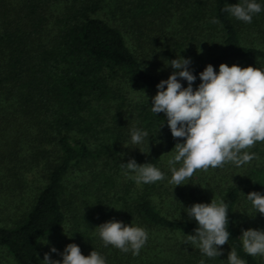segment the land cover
Segmentation results:
<instances>
[{"label":"trees","instance_id":"16d2710c","mask_svg":"<svg viewBox=\"0 0 264 264\" xmlns=\"http://www.w3.org/2000/svg\"><path fill=\"white\" fill-rule=\"evenodd\" d=\"M241 2L0 0V194L27 188L23 169L37 167L44 179L21 210L14 201L0 208V264H42V242L62 228L61 248L95 250L106 264H228L231 249L245 264H264L240 239L257 229L245 195L264 194L256 163L264 147L240 173L215 169L205 179L195 172L175 187L164 159L183 141L172 137L164 113L151 112L156 85L171 74L151 68L165 70L177 57L191 58L194 89L209 64L217 73L221 63L264 70V0H255L262 11L251 23L223 11ZM132 127L148 137L126 148ZM24 138L31 151L17 159ZM132 158L165 178L137 184L122 167ZM212 199L229 212L230 237L216 258L186 243L198 224L184 208ZM112 220L147 231L139 255L103 245L96 227Z\"/></svg>","mask_w":264,"mask_h":264},{"label":"clouds","instance_id":"9594fccd","mask_svg":"<svg viewBox=\"0 0 264 264\" xmlns=\"http://www.w3.org/2000/svg\"><path fill=\"white\" fill-rule=\"evenodd\" d=\"M223 11L239 21L251 23L262 7L255 0H242L227 5ZM191 63V58L182 56L168 61L166 67L173 71L156 85L157 93L151 98V112L164 113L172 137L183 141L175 144V155L168 160L172 173L169 183L175 187L185 185L198 170L206 172L228 163L236 167L248 164L256 158L249 149L258 142L264 143V70L221 63L217 73L209 64L199 73L201 83L194 89L197 77L190 70ZM178 78L187 81L188 86L183 87ZM130 136L133 147H125L137 148L134 146L143 144L148 132L132 127ZM122 167L126 169L125 175L135 174L137 184L155 183L165 178L155 166L138 164L134 158ZM245 197L256 213L264 215V194L253 191ZM184 211L189 220L194 219L198 224L195 234L186 235V243L195 245L208 258L223 255L221 246L228 243L230 237L228 205L212 199L211 203H194ZM96 229L105 247L112 246L124 253L131 251L133 255H139L148 240L144 228L121 221H108ZM240 239L248 255L264 256V230H242ZM51 253L62 256V260L52 259ZM227 262L245 264L235 249L228 253ZM42 264H106V260L95 250L85 256L77 244L70 243L62 253L55 247L50 248Z\"/></svg>","mask_w":264,"mask_h":264},{"label":"rangeland","instance_id":"374dc122","mask_svg":"<svg viewBox=\"0 0 264 264\" xmlns=\"http://www.w3.org/2000/svg\"><path fill=\"white\" fill-rule=\"evenodd\" d=\"M151 69L155 73H158L160 75H164L169 71H171L170 73H172V71H173L171 67H165V70H157V68H151ZM168 69H170V70H168ZM19 143H20V151H19L20 156L17 157V159H19L25 155H26V157H28V154L31 151V148L29 145V140L24 138L22 140V142L19 141ZM259 147L263 148L264 143H262V142L256 143V145L252 149H249V151L252 152L255 148H259ZM260 157L258 156V160H256V163L259 164V166L264 167L262 155H260ZM27 160H30V159H27ZM164 160L168 163L167 160H169V159H167V160L164 159ZM250 163L245 164L241 167H236L235 165L228 163L223 168H217V169L220 172L228 173V174L233 173L232 171L240 173V171L242 169H244L245 167H247ZM233 167H234V170L231 171V169ZM215 171H216L215 169L210 168L206 172L205 171L201 172L200 170L197 172H200V175L203 178L207 179L208 174L214 175ZM21 172L24 174V177L27 180V188L24 190H20V191H11V192L6 191V194H8L7 197L3 196L5 193L0 194V208L7 207V202L14 201L19 206V210H21L22 208L25 207L26 202H27V198H29L34 193V191L36 190V188L38 186H40L42 183H44V179H43L41 173L38 171L37 167H32L29 169L28 168L23 169ZM254 211H256V210H254ZM2 212L3 211H1L0 216H3ZM3 217H5V216H3ZM252 219H253V224L257 228V230H264V215H261L260 213H255L253 215ZM5 222H7V220ZM65 230H66V228H62V229L58 230L57 232H55L53 235L46 238L42 242V244L40 246L42 258H44V254L46 252H49L50 248H52V247H55L61 253L63 252L64 248L63 247L61 248L60 245L66 239L67 235H65L66 234ZM54 255H55L56 259H57V256L62 257L56 253H51V257H53Z\"/></svg>","mask_w":264,"mask_h":264}]
</instances>
